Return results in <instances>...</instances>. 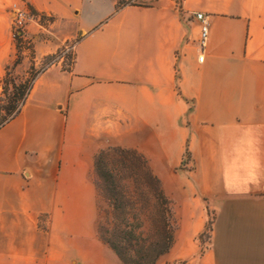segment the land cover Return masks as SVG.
<instances>
[{"label":"crops","instance_id":"obj_1","mask_svg":"<svg viewBox=\"0 0 264 264\" xmlns=\"http://www.w3.org/2000/svg\"><path fill=\"white\" fill-rule=\"evenodd\" d=\"M118 1L0 0V81L14 6L53 19L28 24L21 67L73 56L0 128V264H121L96 233L93 158L108 147L143 154L175 209L157 264H264V0Z\"/></svg>","mask_w":264,"mask_h":264},{"label":"trees","instance_id":"obj_2","mask_svg":"<svg viewBox=\"0 0 264 264\" xmlns=\"http://www.w3.org/2000/svg\"><path fill=\"white\" fill-rule=\"evenodd\" d=\"M134 1L119 0L116 9L134 5ZM29 10L40 18L41 25L53 20L32 8ZM22 35H13L14 60L5 67L0 81V128L18 116L39 74L64 59L65 48H61L44 57L39 68L31 65L25 79L15 80L12 70L21 64L26 48ZM27 49L33 62L32 47ZM92 177L97 192L98 239L121 264H157L173 246L176 222L171 202L149 160L136 150L108 147L95 154ZM213 219L209 213L205 228L197 238L201 247L210 238Z\"/></svg>","mask_w":264,"mask_h":264},{"label":"built area","instance_id":"obj_3","mask_svg":"<svg viewBox=\"0 0 264 264\" xmlns=\"http://www.w3.org/2000/svg\"><path fill=\"white\" fill-rule=\"evenodd\" d=\"M194 18L200 22V36H199L198 45H199V48L202 50L205 47V44L208 39L209 25H208L207 17L202 13L195 14ZM39 19L40 18L38 16L33 15L28 8L14 6L13 7V19H12L13 35L14 34L19 35L23 33L29 23H32ZM69 50H70V47H66L63 53L68 52ZM198 61L199 62L203 61L202 55L198 57Z\"/></svg>","mask_w":264,"mask_h":264},{"label":"rangeland","instance_id":"obj_4","mask_svg":"<svg viewBox=\"0 0 264 264\" xmlns=\"http://www.w3.org/2000/svg\"><path fill=\"white\" fill-rule=\"evenodd\" d=\"M62 56L64 57V59H62V61L64 63L63 65L68 66L69 64H71V62L73 60V56H72L71 50H69L68 52L63 53ZM28 58L30 59V54H28ZM13 60H14V56H13L12 61ZM12 61L10 62V64L12 63ZM20 65L14 67L13 70H12V75H13L14 79L17 80V81L19 79H21V78L25 79V77L28 76V72H29V67L28 66H22L21 67ZM24 72L27 73L26 76L24 75ZM172 210H173V213H174L175 222H176V230H177V228H178V220H177V216H176L175 209H174L173 205H172Z\"/></svg>","mask_w":264,"mask_h":264}]
</instances>
